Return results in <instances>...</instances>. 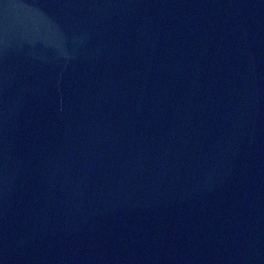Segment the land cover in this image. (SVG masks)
Returning a JSON list of instances; mask_svg holds the SVG:
<instances>
[{
  "label": "water",
  "instance_id": "95a60500",
  "mask_svg": "<svg viewBox=\"0 0 264 264\" xmlns=\"http://www.w3.org/2000/svg\"><path fill=\"white\" fill-rule=\"evenodd\" d=\"M0 264H264V0H0Z\"/></svg>",
  "mask_w": 264,
  "mask_h": 264
}]
</instances>
